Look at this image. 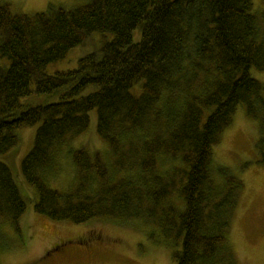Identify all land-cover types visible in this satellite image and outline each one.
<instances>
[{
  "label": "trees",
  "instance_id": "16d2710c",
  "mask_svg": "<svg viewBox=\"0 0 264 264\" xmlns=\"http://www.w3.org/2000/svg\"><path fill=\"white\" fill-rule=\"evenodd\" d=\"M251 9V0H88L25 15L0 3V156L17 144L18 129L37 126L21 160L34 211L75 225L140 219L164 234L175 224V264H236L227 236L242 183L218 166L216 186L212 146L238 105L264 128V85L249 73L264 70V13L258 20ZM95 33L110 38L74 69L46 73ZM36 95L48 102L23 101ZM93 110L110 164L79 148L71 152L75 184L50 188L42 174L54 149L83 133ZM168 160L159 172L157 161ZM25 208L0 160V221L17 224Z\"/></svg>",
  "mask_w": 264,
  "mask_h": 264
},
{
  "label": "rangeland",
  "instance_id": "374dc122",
  "mask_svg": "<svg viewBox=\"0 0 264 264\" xmlns=\"http://www.w3.org/2000/svg\"><path fill=\"white\" fill-rule=\"evenodd\" d=\"M87 1L0 0V3H8L13 13L33 15L45 11L49 3L73 9ZM251 3L252 14L260 20L264 0H251ZM108 38L109 34H93L84 46L75 47L63 59L46 65V73L74 69L79 58L98 49ZM138 39L136 31L133 40ZM3 61L0 59V64ZM249 73L264 85V70L252 67ZM91 91L87 89L84 93ZM23 101L30 106L48 102L43 95ZM36 128L18 129L17 144L0 156L26 203L17 224L5 218L0 221V264H175L172 258L177 249L173 233L175 224L168 226L171 229L169 234H164L154 223L140 219L128 224L108 220L75 225L51 221L36 213L35 190L27 184L21 172V160L33 145ZM79 148L89 152L99 150L110 164L107 145L96 133L95 110L89 112V125L83 133L54 149L52 165L42 174L50 188L65 192L75 184L76 170L71 152ZM171 164L170 160L157 161V169L164 172ZM218 166L226 168L242 183L227 236L236 264H264V128L259 121L246 116L242 105H238L230 124L212 146L211 178L216 186L223 184V179L215 171ZM120 175L131 177L132 173L124 171ZM175 196L171 198L173 206H180ZM173 216L171 211L167 219L172 220Z\"/></svg>",
  "mask_w": 264,
  "mask_h": 264
}]
</instances>
